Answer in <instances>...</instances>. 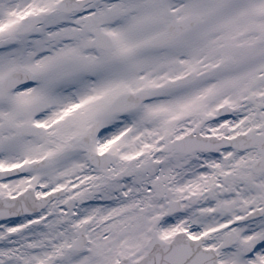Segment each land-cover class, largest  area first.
<instances>
[{"label": "snow or ice", "instance_id": "obj_1", "mask_svg": "<svg viewBox=\"0 0 264 264\" xmlns=\"http://www.w3.org/2000/svg\"><path fill=\"white\" fill-rule=\"evenodd\" d=\"M0 264H264V0H0Z\"/></svg>", "mask_w": 264, "mask_h": 264}]
</instances>
